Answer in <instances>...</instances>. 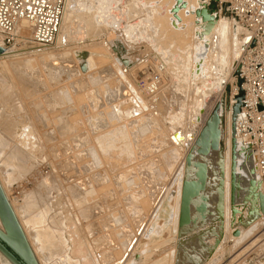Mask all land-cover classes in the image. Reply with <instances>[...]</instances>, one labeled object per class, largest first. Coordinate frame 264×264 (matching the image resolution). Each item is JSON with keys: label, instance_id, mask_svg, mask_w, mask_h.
<instances>
[{"label": "rangeland", "instance_id": "1", "mask_svg": "<svg viewBox=\"0 0 264 264\" xmlns=\"http://www.w3.org/2000/svg\"><path fill=\"white\" fill-rule=\"evenodd\" d=\"M74 6L79 13L65 9L50 47H34L30 33L22 39L16 32V41L0 57V183L40 264H57L71 226L100 248L105 262L124 264L142 243L156 206L173 189L172 178L212 108L227 102L234 82H228L229 71L242 50L243 32L223 9L219 16L229 23L225 41L211 35L199 39L194 15L179 33L159 34L161 41L169 39L182 66L163 70L161 87L147 101L142 80L149 83L157 64L152 46L139 41L130 49L118 31L112 42L113 32L95 21L96 12L84 13L77 2ZM205 45L197 65L195 54ZM126 51L129 61L123 58ZM22 125L32 131L34 150L16 144ZM175 131L179 140L172 137ZM220 160L221 151L207 160L211 187L219 183ZM192 171L184 166L183 179H190ZM198 203L192 202L193 210ZM96 204L102 215L92 226ZM209 207L206 218L198 219L195 212L196 223L177 230L174 244L154 247L145 264H264L263 219L244 229L239 240L230 237L215 245L218 238L210 232L220 227L216 219L222 207ZM163 236L168 239L170 231ZM0 264L10 263L0 254Z\"/></svg>", "mask_w": 264, "mask_h": 264}, {"label": "bare ground", "instance_id": "2", "mask_svg": "<svg viewBox=\"0 0 264 264\" xmlns=\"http://www.w3.org/2000/svg\"><path fill=\"white\" fill-rule=\"evenodd\" d=\"M76 2L81 5L82 10L84 8V13L86 12H96L97 13V17H95V19L97 20L95 21L101 24L102 26L105 25L104 27H106L108 31L113 32L112 34H109V40L111 41L113 40L112 42L115 43L116 41L115 39L117 38L114 37V34H115V31L116 32L118 31L122 39L125 40V42L127 43V47L130 46V49L132 48L134 44L140 43L139 41L141 42L144 41V43L145 42L149 43V45L152 46V49L154 52L152 53L153 55H151V57L153 56L154 60L157 61L155 68H156V71H158V74H160V79L162 76V71L166 70L167 67L172 66L177 69L179 67L181 68L182 65L179 62L178 56L171 51L169 39L161 41L159 39V34L163 36L164 38H168V34L170 33L169 30H172V33L176 34L180 32V29L189 27L190 22H189V19L187 18H192L194 15L192 11L199 8L200 5L204 3V2H201V0H181L180 6L178 10L176 11V13H172L174 7L177 6L178 4L176 0H66L64 4L65 8L63 9L61 21L63 19L65 9H68L71 13L73 12L72 10L74 9L77 10V7L74 6ZM75 10H74L75 13H79ZM166 16L167 17L170 16L169 20L165 18ZM215 18L216 19L214 20L210 31L207 34L202 35V36L200 35V33L203 31V25L201 23L196 24V18H195L194 24L196 25V35H198L199 39L203 38L204 40H207L206 37L208 35H211V38L219 37V39L221 38L222 41H225L227 39L228 28H229L228 21L225 18H222L220 16H215ZM84 20L88 22V19L86 17L84 18ZM60 26H61V22H60ZM60 26H59V29H60ZM236 26L242 29L240 26L238 25ZM17 30L16 32L20 34V36H18L19 38L25 39L26 38L25 36L29 34V31L26 29L25 23H22ZM214 32L217 33L216 36H213ZM242 32L243 34L245 33L244 30H242ZM242 35L241 36L239 35V41H240L241 47H242V43H241ZM215 40L213 41L212 39L213 43L210 49L212 60H214L217 57V54L214 51V46L216 44ZM130 43H134V44L132 45ZM0 48L3 50L5 49L1 46ZM45 48L47 47H43L39 49H45ZM206 48H207V45H205L203 49H198V51L196 52L195 57L198 62V63L196 62L197 65H200L199 63L200 61H202L203 59L202 57L206 53L205 52ZM127 51H129V49ZM127 51L123 54V58H125L126 60L129 59V57H127L128 55ZM4 54L6 53L5 52L0 53V57L2 56L4 57ZM240 55H241V52L237 60L239 59ZM43 57H45V55ZM236 61L232 67V71L231 70L229 71V79L230 77L231 79L228 82L234 81L233 72L236 69ZM199 68L200 67H197L196 71L191 73V77L194 78V76L197 75L196 72H198ZM138 81H137V84H139ZM158 84H159L158 88H160L162 84V80L161 81L159 80ZM140 88L141 87H138L137 90L139 91L141 95V98H140L141 102L142 100L143 102H145V100L149 101L153 98V95L146 96L145 94V97H147V99L145 98L144 100V96H143L144 92ZM160 90L161 89H159V91ZM214 91H217V89ZM156 95L158 94H154V96ZM156 97L158 98V96ZM233 103H235V100ZM219 115H223L224 117V121L221 123V127H220L222 147H220V149H218L217 151H210L208 156H205V157L199 156V155H196V156L201 157L200 161L205 162L208 168L209 163L207 162V160L212 161V158L214 157V153L221 151V160H220L219 166L221 169V173L223 175L220 173V180L216 188L210 186V182L208 181V177H207V187L205 191L201 193V196L196 199H199V203L197 204L199 205L200 203H202L203 201L202 199L205 198V205H206V211L204 213V216H202L200 213L197 212L199 214L198 219H204L207 217L206 215H208L207 213L210 210V207H209L210 204L213 205V207H215L216 205H220V207H222V210L218 214L219 218L216 219L220 221V227L217 228V226H212V232H210V234H212L213 236L215 235L214 236L215 238H219V235L222 234V237L220 238V241H219V243L221 244V242L226 240V238L231 237L235 241L242 238L243 233H245L244 229L246 231V228L249 227V224L245 228L240 226L239 230H237L238 235L235 237L233 236V232L235 230L230 227L231 217H230V208H229L230 115L224 114V108H222V106H220ZM25 126L22 125L21 130L23 132L19 134L16 144L19 145V147H22V148L24 147L28 150L30 149L32 150L33 147L36 145V144L35 145L32 144V137L34 136H32V131L29 130L28 127H25ZM172 137L176 140H179L180 135L178 132L175 131L173 132ZM185 157L186 155L184 156V164H181L178 167L177 171L175 172L172 178L173 189L172 190L168 189L163 199L156 206L150 218V221L143 233L142 243H140L135 254L133 255L135 257L132 256L131 259L125 262L124 264H145V260L148 259L154 247L159 246L160 244L164 242L173 241V244H174V237L178 230V209H179V202H180L181 185H182V182L184 181L183 170H184V166L186 167ZM207 157H210V158H207ZM204 159H206V161ZM220 181L222 182V186H221V190L219 191ZM0 185L4 191V187L2 186L1 183ZM83 189L84 187H81V190ZM259 190L261 191V184H260ZM260 193L262 194V191ZM7 197H8V194H7ZM197 205H195V207ZM99 206L100 204H96V206H93L92 208L91 215H90L91 218L93 219L91 220L93 221L92 226L97 224V219L99 218L100 215H102V209L99 208ZM195 212L196 210L195 209L193 210L192 208L191 214L193 217L196 215ZM243 213H244V209L241 208L240 206H237L236 213L234 216L235 223H237V220L239 218L244 217ZM263 218H264V213L260 214L257 220H260ZM69 220H72V219H69ZM19 224L24 232V229H23L24 226L22 227L21 223ZM0 228H1V225H0ZM167 230L170 231V237L164 240L163 233L166 232ZM122 232L125 233V231H122ZM24 234L26 236L25 232ZM256 241L257 239L252 241L251 244H253ZM63 247L66 248L63 250L64 255L63 254L57 255V258H58V259L56 258L57 264H66L67 262H72L73 264H109L105 262L104 259L102 258L100 248L98 246L97 247L94 246L91 240L85 239L84 236L77 229H74V227L72 230V226L71 228H67V234L63 238V241H62V248ZM216 249L217 250L215 251L216 252L218 251V254L222 252V249H220L219 247H217ZM201 252H203V249H201ZM65 254L67 257L65 256ZM38 263L40 264L39 261Z\"/></svg>", "mask_w": 264, "mask_h": 264}, {"label": "built area", "instance_id": "3", "mask_svg": "<svg viewBox=\"0 0 264 264\" xmlns=\"http://www.w3.org/2000/svg\"><path fill=\"white\" fill-rule=\"evenodd\" d=\"M66 0H0V46L16 41L22 23L30 33V44L48 47L56 38ZM219 13L224 11L234 24L244 30L241 55L233 72L224 114L230 115L234 99L241 92L240 113L244 119L236 124L237 138L249 146L256 174L264 196V0H218ZM143 75V73L141 74ZM160 74L154 69L149 83L143 81L148 95L156 90ZM147 95V96H148Z\"/></svg>", "mask_w": 264, "mask_h": 264}, {"label": "water", "instance_id": "4", "mask_svg": "<svg viewBox=\"0 0 264 264\" xmlns=\"http://www.w3.org/2000/svg\"><path fill=\"white\" fill-rule=\"evenodd\" d=\"M176 1L178 4L174 7L172 13H176L180 6L181 0ZM217 1L201 0L204 3L192 11L196 18V24L201 23L203 25V31L200 33L201 36L210 31L216 19L215 16H219V10L216 7ZM2 52L3 49L0 48V53ZM85 57L86 55H83L81 57L82 60ZM83 61L80 64L81 72L86 71V65ZM123 64L127 65V61L123 60ZM242 98L243 94L240 92L234 99V105L230 108L229 208L231 217L230 227L235 230L233 232L234 237L238 235L236 227L241 226L245 228L248 224L250 226L259 218L260 214L264 213V197L259 192L261 180L255 171L252 151L249 146H244L242 140L237 138L235 131L238 121L244 119L239 110ZM220 106L224 108V105L220 102L212 108L185 157L186 167L193 169V173L192 177L185 179L181 185L178 209L179 230H182L184 226L190 223H196L195 217L191 214L192 202L200 197L207 187V165L205 162L196 159L195 155L205 157L209 155L210 151H217L222 147L220 127L224 121V117L223 115H219ZM221 186L222 182L220 181L219 191L221 190ZM202 200V203L197 205L195 210L204 216L206 211L205 198ZM237 206L246 209V216L239 218L237 223H235L234 216ZM0 225V254L10 264H38L1 185ZM255 228L256 225H253L252 230H255ZM249 233L251 232L248 230L247 234ZM221 237L222 234L215 240V245L219 243Z\"/></svg>", "mask_w": 264, "mask_h": 264}]
</instances>
